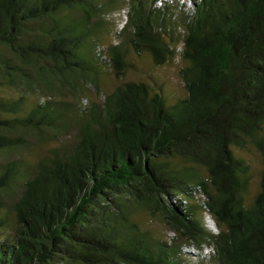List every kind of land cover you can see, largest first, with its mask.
Instances as JSON below:
<instances>
[{"label": "trees", "instance_id": "trees-1", "mask_svg": "<svg viewBox=\"0 0 264 264\" xmlns=\"http://www.w3.org/2000/svg\"><path fill=\"white\" fill-rule=\"evenodd\" d=\"M130 53L180 56L187 94L90 99ZM0 264H264V0H0Z\"/></svg>", "mask_w": 264, "mask_h": 264}, {"label": "rangeland", "instance_id": "rangeland-1", "mask_svg": "<svg viewBox=\"0 0 264 264\" xmlns=\"http://www.w3.org/2000/svg\"><path fill=\"white\" fill-rule=\"evenodd\" d=\"M161 3H159L160 5ZM128 6L123 7L122 10H116L110 15V26L112 30H107L102 34V44L108 48L112 44L119 42V37L115 33L121 30L124 26L128 16ZM129 62L133 63V67L127 70L123 75H118L115 70L111 69L108 73L102 76L99 88L90 87L87 90V96L94 100H101L103 93L113 91L115 87L121 85L125 81H145L152 86L160 84L164 88V93L170 102H175L181 97H184L187 92L184 82L180 75V69L185 62L178 56L173 62L165 65H155L149 55H138L134 53L129 54ZM51 148V144H42L36 146V149L28 158L35 160L46 154ZM237 155L246 159L250 165L251 183L248 199H253L260 189V179L263 169V158L258 148L250 145L248 149L235 150ZM144 225L157 231L160 235L169 237L172 232L168 226L161 220L153 219L147 212L138 211Z\"/></svg>", "mask_w": 264, "mask_h": 264}, {"label": "clouds", "instance_id": "clouds-1", "mask_svg": "<svg viewBox=\"0 0 264 264\" xmlns=\"http://www.w3.org/2000/svg\"><path fill=\"white\" fill-rule=\"evenodd\" d=\"M190 2H191V0H190ZM208 217H209V216H208ZM209 221H210V223L213 225L214 229L217 230V227L215 226V222L213 221V219H212L211 217L209 218Z\"/></svg>", "mask_w": 264, "mask_h": 264}]
</instances>
